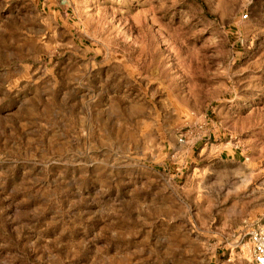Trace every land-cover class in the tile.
Instances as JSON below:
<instances>
[{"label": "rangeland", "instance_id": "374dc122", "mask_svg": "<svg viewBox=\"0 0 264 264\" xmlns=\"http://www.w3.org/2000/svg\"><path fill=\"white\" fill-rule=\"evenodd\" d=\"M264 0H0V264H253Z\"/></svg>", "mask_w": 264, "mask_h": 264}, {"label": "built area", "instance_id": "2783aa9c", "mask_svg": "<svg viewBox=\"0 0 264 264\" xmlns=\"http://www.w3.org/2000/svg\"><path fill=\"white\" fill-rule=\"evenodd\" d=\"M253 264H264V222L249 232Z\"/></svg>", "mask_w": 264, "mask_h": 264}]
</instances>
